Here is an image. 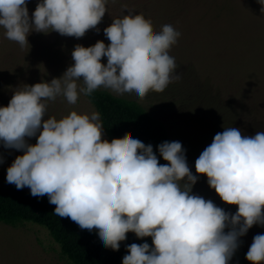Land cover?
Masks as SVG:
<instances>
[{"label": "clouds", "instance_id": "9594fccd", "mask_svg": "<svg viewBox=\"0 0 264 264\" xmlns=\"http://www.w3.org/2000/svg\"><path fill=\"white\" fill-rule=\"evenodd\" d=\"M28 3L0 0V27L21 48L32 32L79 39L91 29L99 31L108 12V0H39L31 15ZM258 3L264 13V0ZM127 10L104 28L110 43L77 44L74 63L61 77L26 84L0 107V144L22 152L8 167L6 181L18 190L28 187L34 197L47 196L56 215L98 231L112 250L120 249L128 232L152 238V245H127L123 264H229L239 238L254 225L264 226V131L242 135L236 127L225 128L195 161L196 172L206 174L222 201L238 205L233 214L192 194L198 176L181 142L158 145L168 162L161 164L153 146L132 132L104 139L99 112L73 110L61 119L47 115V102L57 97L74 105L81 94L104 88L144 99L181 79L170 55L181 33L171 24L156 31L150 18ZM38 133L36 143H29ZM246 259L264 264V234L253 237Z\"/></svg>", "mask_w": 264, "mask_h": 264}, {"label": "rangeland", "instance_id": "374dc122", "mask_svg": "<svg viewBox=\"0 0 264 264\" xmlns=\"http://www.w3.org/2000/svg\"><path fill=\"white\" fill-rule=\"evenodd\" d=\"M38 2L29 0L30 15ZM125 7L150 18L156 31L171 24L181 33L170 50L181 79L162 92L150 91L144 99L135 93L121 96L141 103L165 123L171 142L182 143L187 163L198 176L192 194L211 199L234 214L238 205L222 201L208 184L206 174L196 172L195 161L225 128L236 127L242 135L264 131V13L258 0H108V12L98 25L99 31L91 29L79 39L55 31L32 32L24 48L8 40L0 27V107L8 105L14 92L26 84L61 77L74 63L71 53L77 44L88 47L99 40L110 43L103 30L113 18L128 14ZM102 62L106 64L107 58ZM78 86H83L82 81ZM47 103V115L57 119L73 110L78 114L97 112L83 94L74 105L63 97ZM38 135L29 143L35 144ZM103 138L109 140L105 131ZM21 154L0 144V185H9L7 169ZM256 234H264V226H252L239 238L240 247L248 251ZM127 235L142 241L134 232ZM0 264L70 263L46 227L30 221H0Z\"/></svg>", "mask_w": 264, "mask_h": 264}, {"label": "trees", "instance_id": "16d2710c", "mask_svg": "<svg viewBox=\"0 0 264 264\" xmlns=\"http://www.w3.org/2000/svg\"><path fill=\"white\" fill-rule=\"evenodd\" d=\"M86 97L100 113L110 141L132 132L135 138L153 146L161 164L168 163L158 150L161 143L171 142L167 127L141 103L105 89H98ZM54 212L55 205L49 203L47 196L34 197L29 190H18L14 184L0 185V221L9 224L30 221L46 227L70 264H123V257L128 254L127 245L144 242L152 245L151 237L138 241L127 235L120 249L112 250L102 244L98 231L81 229L70 219L61 218ZM246 253V249L239 247L229 264H251Z\"/></svg>", "mask_w": 264, "mask_h": 264}]
</instances>
